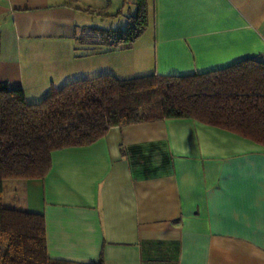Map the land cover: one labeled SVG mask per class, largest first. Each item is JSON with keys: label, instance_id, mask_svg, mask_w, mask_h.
I'll list each match as a JSON object with an SVG mask.
<instances>
[{"label": "crops", "instance_id": "0c3cea01", "mask_svg": "<svg viewBox=\"0 0 264 264\" xmlns=\"http://www.w3.org/2000/svg\"><path fill=\"white\" fill-rule=\"evenodd\" d=\"M129 45L92 28L136 0H0V82L35 102L77 78L264 63V0H146ZM122 26V25H120ZM93 34L77 40L80 30ZM3 205L45 218L51 258L103 264H264V146L191 118L112 126L58 149L43 178L7 179Z\"/></svg>", "mask_w": 264, "mask_h": 264}, {"label": "trees", "instance_id": "16d2710c", "mask_svg": "<svg viewBox=\"0 0 264 264\" xmlns=\"http://www.w3.org/2000/svg\"><path fill=\"white\" fill-rule=\"evenodd\" d=\"M136 4L125 29L93 33L110 46L131 44L147 25L146 0ZM163 118L195 119L264 146V63L246 57L203 72L125 79L101 73L35 102L0 82V264H103L51 258L44 215L3 205V182L43 178L53 151L89 145L112 126Z\"/></svg>", "mask_w": 264, "mask_h": 264}, {"label": "rangeland", "instance_id": "374dc122", "mask_svg": "<svg viewBox=\"0 0 264 264\" xmlns=\"http://www.w3.org/2000/svg\"><path fill=\"white\" fill-rule=\"evenodd\" d=\"M136 9H137V4H136L135 10H130V13H135ZM97 20H99V21L94 22L93 24L100 26V27H103V28H117L118 26L123 27V25L125 23L123 21V19H121V18H117V19L109 20V21H104V22L101 21L99 18ZM120 25H122V26H120ZM90 32H91V30H87V29L80 30V32L78 34L79 35V41H81V42L88 41L91 37V34H93L92 32L90 34Z\"/></svg>", "mask_w": 264, "mask_h": 264}]
</instances>
